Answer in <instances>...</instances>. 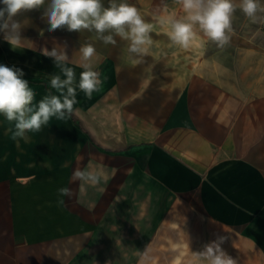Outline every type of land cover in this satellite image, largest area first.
I'll return each instance as SVG.
<instances>
[{"label": "crops", "instance_id": "crops-1", "mask_svg": "<svg viewBox=\"0 0 264 264\" xmlns=\"http://www.w3.org/2000/svg\"><path fill=\"white\" fill-rule=\"evenodd\" d=\"M41 17H20L24 48L0 33V64L23 70L34 102L57 94L44 47L66 44L78 80L79 47L92 43L103 84L91 98L77 89L73 114L27 142L0 116V264H199L217 236L237 264H264V25L237 10L230 43L204 38L171 82L164 61H126L94 32H49ZM90 161L109 179L80 193L70 178ZM61 187L76 193L63 206Z\"/></svg>", "mask_w": 264, "mask_h": 264}, {"label": "clouds", "instance_id": "clouds-1", "mask_svg": "<svg viewBox=\"0 0 264 264\" xmlns=\"http://www.w3.org/2000/svg\"><path fill=\"white\" fill-rule=\"evenodd\" d=\"M183 15L167 14L160 23L170 27V41L181 48L188 49L197 34H202L207 41L223 48L230 43L233 33V17L237 10L253 23L264 24V5L260 0H175ZM0 33L11 49L24 48L26 39L22 35L25 25L20 17L31 11L42 10V19L48 25L49 32L66 29L69 32H94L96 38L105 45H115L116 37L128 44V52L135 63H142L153 44L154 25L145 20L138 8L128 0H0ZM43 35V32H41ZM67 45H55L51 50L41 49V54L52 58L59 73L49 75V92L38 102L35 92L24 79L23 70L15 66L0 64V116L10 125L14 141H28L29 133H36L47 126L55 117L65 121L74 112L78 103L77 89L91 98L100 90L103 81L95 70L99 61L96 48L92 43L79 47V67L83 71L77 80L73 67H69ZM109 176L102 164L91 161L81 169L75 168L70 183H78L80 193L86 186L98 188L107 183ZM103 190L102 188L100 189ZM60 197L58 205L65 204L64 197L71 199L76 193L70 187L57 190ZM227 238L217 236L203 245L195 257L199 264H237L222 244Z\"/></svg>", "mask_w": 264, "mask_h": 264}, {"label": "rangeland", "instance_id": "rangeland-1", "mask_svg": "<svg viewBox=\"0 0 264 264\" xmlns=\"http://www.w3.org/2000/svg\"><path fill=\"white\" fill-rule=\"evenodd\" d=\"M128 2L138 8L142 16L146 21L154 25L152 32L153 44L149 49L148 54L145 57L150 58L153 62L164 61L166 64L165 71H167L170 81H175L176 78H182V76L188 75L192 70L193 65L197 62L201 55V48L204 43V37L202 34H197L193 39L191 46L188 49L181 48L174 45L169 39L170 27L167 24H161L160 20L167 14H175L177 16L183 15L182 9L175 0H128ZM107 4V2H105ZM264 25V24H262ZM115 45H106L113 53L123 52V56L126 61H135L137 59L128 52V44L126 41H122L119 37H116ZM103 44L102 41H100ZM177 223H175L176 225ZM162 233H158L155 236V240L165 241H177L178 234L171 232V237L162 238ZM178 249H171V253L177 254ZM183 251V249H182ZM193 250L185 249L182 254L188 258L192 255Z\"/></svg>", "mask_w": 264, "mask_h": 264}]
</instances>
